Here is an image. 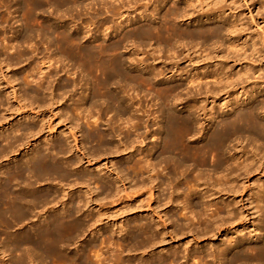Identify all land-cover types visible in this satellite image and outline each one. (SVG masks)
Returning <instances> with one entry per match:
<instances>
[{"label":"bare ground","instance_id":"6f19581e","mask_svg":"<svg viewBox=\"0 0 264 264\" xmlns=\"http://www.w3.org/2000/svg\"><path fill=\"white\" fill-rule=\"evenodd\" d=\"M33 1L40 3V0ZM62 1L67 2L69 0ZM71 1L72 0H70L69 3H71ZM75 1L78 3L77 0ZM118 1L119 0H117V2ZM136 1L137 0H126L124 4L121 3L119 6L114 5L113 7L116 8L113 9L111 6L106 5L111 8L108 9L107 7L106 9L109 11L111 10L110 13L112 14L113 18L119 20L120 18L125 17L123 16L124 14H130V12L128 13V10L130 8L133 10L132 8L135 5H138ZM138 1H141L143 5L146 3V1L150 0ZM143 1L145 2L143 3ZM164 1H152V8H154L153 13L159 16V19H161L160 23L155 25L150 23L151 21L149 20L154 15H148V13L146 18H150L148 20L145 18L147 25L133 26L134 30L133 32L130 31L131 33L127 32L126 34L121 32L122 34L119 35L120 38H122V41L119 39L120 42L118 40L115 45L113 44L114 46L112 45L113 47L111 44L110 46H103V44H100V47L97 46L99 48L97 51L93 48L94 46H83V43L81 44L80 40L79 43L73 44L75 41L72 42V40L78 41L79 39L77 38L76 34L68 36L67 39L64 38V41L61 42L65 46V50L69 54L70 59L72 58V60L69 59L70 62L73 61V64L77 62L80 63L78 66L80 73L85 74V77H87L86 84L90 85V92L87 91L86 94L84 93L87 95L89 92V97L84 98L85 95H82L83 99L81 98V100H83V103L81 102V104H78L77 101V104H73L70 114L72 118H74L73 112L75 113L74 116L77 114L75 117L81 116L82 119L80 120H86L85 124L90 127V131H86L81 134V140L84 142L89 141L96 143V148L93 149V152L91 151L92 154H89L91 156L88 159L92 157L94 152H98L99 150L110 147V143L112 144L110 141L113 137L121 136L120 140H118L121 142V145L119 147L114 146V150L111 152L113 154L112 156H114L113 159L117 158L118 154L121 153L119 151L121 146L123 147L122 152H127V150L133 146L135 141L137 142V140H140L142 143L143 140L146 139L144 132L139 133L141 129L145 128L143 117L144 113H146L144 110L146 109L143 110L142 105L133 110L134 113L140 114L141 112V117L138 118L133 123V125L129 126L126 130L124 128L119 129H124V132L117 130L118 132L116 133V130L113 126H108L106 131L101 132L98 128L99 125H96L97 120H94L95 117H92L95 115H92V112L95 110L94 106L98 103V99L104 100V103L106 102L109 105L111 104L112 108H115V112L122 115V117L123 115L130 112V108L133 107V105L131 104L130 106H127L128 103L127 105L124 104L123 100L117 96L116 92L119 89L115 92V88L117 87L115 84L118 79H121L120 82H117L118 86V83L122 84L123 81H136L135 83L137 84L138 82V86L141 85L142 87L151 84V73L150 75H146L143 72L139 76H133L125 69L126 60L124 62V59L122 58V56H124L123 54L121 55L120 52L118 54L117 50L116 54H114L115 52L112 55L110 54L115 51V49H118L119 47L121 48V46L123 48V46H125V41H129L133 37L136 39L142 37H144V39L158 38V40L161 41V44H163V46L166 47L168 51L173 48L174 44L183 45L185 43L191 42L195 43V45H206L207 48L205 49V52H207V54L202 57L203 60L212 61V59H223L225 60V64L220 65L211 63L209 66L207 64H202L203 66H199V68L196 67V72H190L191 75L189 84H195V88H192V93L190 91L188 93V95L190 94L189 97L191 98V101L190 99L189 101L191 102V105L184 107L186 108V111H188L187 116L179 117L175 115L173 110L170 108V105L167 103L169 97H173V93H175L180 86L177 85L169 87L166 85H160L159 90L161 91L163 96L162 99L164 101L161 112L165 114V122L155 131H149L148 134L149 136L152 135V137H155L156 141H159L157 146L154 147V149H159V155L155 156L156 154L154 153L150 154L147 150L146 152L149 153L150 159L147 157L143 164H141L142 162L140 163L135 161L131 163V165H126L121 169L120 167L116 168L117 172L114 173L115 177L113 181L106 180L102 182L101 179L95 175L87 173L88 175L78 176L79 174L77 175V173H75L82 162H85L86 166L90 165L92 162L86 158L89 155H83L81 153L82 150L79 149V142L76 134L80 132V124L78 122L73 123V121H75L74 119L71 118V121L70 119L64 118V121L67 120L69 123L72 122V126L74 125V130H76V133L68 131V135L66 136L67 139L71 138L73 140L72 146L67 144V139L65 140L58 138L55 141H47L45 147L38 146L36 149L35 147L34 149H30V147L35 143L33 137L42 134L43 131L41 128L44 126L43 121H40L39 125L29 122L26 124L21 123V120H12L14 121V124H11V126H9L10 124L7 122L1 124L0 129L7 126L9 131L3 135L1 134L0 136V162H5L6 164L8 162L7 165L5 164V166L0 167V246L3 249V252L6 251L9 255H11L10 258L12 259V264H24L28 259H30L31 262L36 260L38 262L37 264H39V262H43L44 264V261L50 258H55L57 263L60 261L62 264H134V261H132L130 256L125 254L127 257H124V255H122L124 254L123 252L127 250L124 251L123 249L122 243L124 240L118 237L120 233L117 231H112L111 228L109 229L108 227V229L103 231V235L106 238L101 239V241L104 240L103 242L100 241V245L102 243L106 244L105 249H102L103 246H97L99 248L98 249L96 247L97 242L95 240V242H87V251L83 249H77L76 253H71L69 252L68 247L70 245L72 246L76 240L86 237L90 232H92V229L95 230L97 228H95L96 223L98 221L101 222L99 219H95V221L93 215L89 212L81 213L82 207L87 208L93 204L92 197L90 196L93 190L91 188L92 185L101 183L104 196H111L114 192V195H117L118 193L120 194V192L125 193L124 195H128L127 188L125 187L124 183L126 181L128 184L133 183V178H128L127 176V172L130 171L136 179L141 178V183L146 182V187L148 185L146 192L149 194V197H153V202L155 203L156 199H160L162 196H164V189H162V183L160 182L159 178L162 177L167 166L173 167V170H177L179 174L178 177L175 176L176 178L173 179L171 176L168 177V180L170 181L167 183V185L170 187L171 193L168 198L164 197L162 199L166 202L165 205H172V208H169L168 212L175 211L177 207L180 206L181 198H185L184 204L182 202L184 206H182L183 208L179 209L178 213H181L182 210L189 208L198 210L200 207H202L203 211H198L196 217L197 221H199V225H203V227L198 226L200 229L203 228L201 230L202 237L209 235L220 236L222 233H225L227 236V243L224 242V240L220 242L222 244L221 246H218L217 249L211 252H208L207 250H201V252L195 254L194 256L187 257L185 254L180 255L178 251L174 250L170 251L168 256L151 257L148 260L145 259L146 261L144 262H141L142 260L140 259L141 261H135V264H189V262H191V264H200L206 262L207 259L210 260V264H264V181L257 184L253 193L250 194L251 196L247 199V206H251V214L255 217L254 219L256 222V225L252 226V229H250V233H257V235H255V241L253 245H248L245 238L242 236L240 237V235L238 238H233L235 237L233 235H238L243 231L248 230L249 227H245V224H234L235 221L238 223L239 221H243V218L241 217L246 212H239V215L241 216L239 218L236 212L230 208L232 203L217 201V199H220L222 196L226 197L227 199H231V202L235 201L238 197L241 199L242 194L245 195V193L249 191L252 192V188L247 186L248 182L256 177L262 178L264 175V119L261 116L259 117L261 114L264 116V76L260 77L263 75L260 72H264V66L258 67L257 69L252 66L253 63L261 62L263 54L262 52L264 51V3H260L262 0H214V3L210 2L206 4L207 10L201 8L203 10L202 13H205L203 15L201 14L202 16L200 25L194 27L193 29L186 28L183 30L178 23L183 20H190L191 17L193 18L195 13H197L195 10L196 8L188 10L185 9V7L182 8L178 6V4L175 2H172V5L166 7L163 5ZM13 2L15 3V0ZM17 2L19 1L17 0ZM17 2L15 3L16 5ZM41 2L43 1L41 0ZM101 2L102 1H100V3ZM206 2H208V0H206ZM38 3H36L37 7ZM73 3L75 6L76 3ZM224 3L226 7H224ZM241 3L246 6V11L235 13L234 10ZM48 4L50 5V3ZM48 4L46 3L43 5L47 6ZM220 4H222L223 7ZM13 5H11V8L15 9L14 7H16V5ZM34 5L35 4H33L32 7H35ZM103 5H105V3ZM138 6L137 8L135 6L136 9H134L137 11L143 10L141 12L145 16V11L147 10L143 9L142 6ZM208 7H212L211 10L208 9ZM40 8H42V6ZM71 8L73 9L74 7L72 6ZM56 9L57 13L59 9ZM64 12L67 16L68 12ZM157 12L159 13L157 14ZM58 13H60V11ZM57 14L55 15L56 17ZM61 14L63 17L65 16L62 10ZM69 14L70 13H68V15ZM2 16H4V14ZM2 16V20L4 18L6 19V17H9L6 16L2 18ZM58 17L57 21L59 19ZM14 19L15 18H13V23L15 21ZM44 19H41V21H44ZM108 19L110 21V18ZM210 19L213 21L210 22ZM47 20L49 19L47 18ZM103 20L101 22L105 25L107 20H104L106 21L105 23ZM16 21L17 22L15 23H19L17 18ZM76 22L78 23V21ZM88 22V24H84H87L86 28L90 27L89 24H94L92 23V20ZM205 22L207 23L205 24ZM48 23L49 22H47V25H43L44 23L41 25L39 23L38 25L40 26H37L36 28L34 27V29H39L38 27L42 26V30L40 29L39 31L32 30V25L30 26L31 29H28L30 28L28 26V28H23V31L21 29L24 27V24H21L20 27H15L18 29V32L15 33L17 35H14L13 39L10 38V40L7 42V45L9 44V46L5 47L4 44L3 46H0V61L8 66H15L19 62L21 63L22 57L24 56V53L22 52L24 51L21 52L19 49L21 48L22 43L25 45V43L33 39V36L40 38L42 35H52L57 31V27L55 25L51 27L48 26ZM61 23H63V20ZM109 23L107 22L106 24ZM79 24L81 25L82 23ZM96 24L97 23H95V25ZM99 25H101L100 22ZM61 26L59 28L64 29V24L62 27ZM79 26L77 28L75 27V32H91V28L86 30L82 29V25L80 27ZM98 26L96 25L94 28L96 29ZM2 27L0 28V36H5L6 32L4 33V29L6 28ZM25 27L27 26L25 25ZM252 28L258 32L254 33ZM64 35L67 36L68 33L66 32ZM79 35L80 34H78V36ZM6 40L7 39L5 37V40L2 39L1 42L4 41L6 44ZM29 44L31 43L29 42L26 44L28 45L27 50L30 49ZM106 44L109 45L108 43ZM63 45H61L62 48H64ZM127 45L125 47H127ZM7 47H9V50L13 53L11 56L7 54V51H9L6 49ZM31 48V53H35V48L32 46ZM113 48L115 49L113 50ZM110 50L112 52H110ZM107 52H109L108 55ZM140 52L142 51H139V54ZM202 52H204V50L201 51V54ZM26 54L27 53H25V55ZM144 54L146 53L144 52ZM142 58L143 59L141 60L139 59V64L146 66V64H144L146 63V57L143 56ZM27 60H29V58ZM153 60L155 61V59ZM45 64L48 65L49 63L47 62ZM170 64L172 66L173 62ZM145 66L144 68H146ZM78 67H75V65L73 67V65H71V68L73 69ZM42 70L43 69L37 70L38 81L35 88L29 91H26L23 88V96L20 95V93H17L16 89H14L15 87H11V95L19 104L12 112L13 114H11V117L15 114L14 116H18L20 118L23 117V119L28 118L29 112L33 109L32 106L34 101H37L38 103L53 102L52 104H56V99L54 98L55 96L51 94L52 90L50 89L49 85L51 84L49 83V79L52 78V75L51 77L50 75L42 76ZM162 71L163 70H161V72ZM152 72V74H154L153 76H156L154 70ZM80 73L78 71V74ZM30 74H32L30 71L23 72L22 74L23 78H21L24 81V87H29V84L35 82L33 78L30 79L32 76H30ZM55 75L56 73L54 76ZM15 76H13V81L18 80V77ZM81 76L83 77V75ZM206 78L211 79L212 84L207 88L205 85L207 83H205L203 84V87L205 85V89H202L203 87L201 82ZM258 78L259 80L256 81ZM80 79L83 80V78ZM83 81L86 82L85 80ZM74 83L76 82L74 81ZM126 84H128V82ZM113 85H115L114 88L112 87ZM73 86H75V84ZM128 86L129 85H127V87ZM54 89L57 91V93L59 91L63 92L59 85H57V87ZM120 91L122 92V89ZM63 93L65 94V92ZM28 96H30L32 102L30 101L26 105L22 102H24L25 97ZM60 97L61 96H59V98ZM173 99L174 98H172V100ZM140 100L142 99L140 98ZM140 100L138 99V101ZM130 101H132V99ZM2 102L3 100L0 93V105ZM139 104L140 103L138 102V106ZM185 104H187V102H185ZM109 105H107V107ZM26 107L31 108H29L30 110L28 111H23V109ZM215 107L216 109L218 108V110H225L226 112H229V115L225 118L217 117L216 119H213V116H215L213 115L214 111L209 109ZM93 108L94 110H92ZM89 110H92V112ZM66 116L67 115H65V117ZM37 117L35 116L34 118H31L34 120ZM58 117L60 118V115ZM201 120L207 122V124L211 122L205 133L203 132L204 129L202 128L204 123H201ZM197 126H199V129H197ZM49 130L50 129H48L47 126L46 139L53 137V134ZM190 135L192 137L194 136V139L190 140ZM259 141H262V144L258 147L256 146L257 144L255 145V143ZM150 150L151 149H149V151ZM18 151H20V153L22 151H27L28 154L24 155V157L22 156L23 160L20 162H15L12 164L10 161L17 159L16 157ZM73 154L76 155V158L74 159L67 156ZM187 162L191 163L190 166H195L196 168L198 167L200 169L204 168L205 171L207 169L208 173L212 174H210L209 177H206L204 174L205 178H203L200 174H196L195 172L197 171H195V174L192 173V175L194 174L195 176H192L187 170H182L186 167L182 163ZM162 163L163 166L160 167ZM107 169L108 168H105V170ZM69 179H72L71 183L73 186H70L69 184L67 187L61 186L59 191L63 192L64 194H62L64 196L62 198H58L60 193L52 184V181H56L57 185H60V183L66 180L68 181ZM18 181H20V183ZM41 181H43L44 184H41L43 183ZM191 181L193 182V185L189 184ZM258 181H260V179ZM171 182H173L174 185ZM36 183H40L42 188H36ZM185 184L187 186L191 185L192 189H195L186 193V190L182 189V186ZM114 185L117 186L114 188ZM119 186H121V190ZM72 187L85 189V198L88 199V201L85 202L82 197H77V201L73 202L72 197H69V194L72 191L70 189H72ZM153 190H157L156 197L152 192ZM183 194L185 197L182 196ZM61 205H65L64 208L61 209V213L55 211H52L53 213L51 214L49 213V210L58 208ZM37 208L41 209L40 212H38V215L41 214L40 216H43V219L41 221L38 219L37 223H34L35 220H31L33 217H30ZM202 209L200 208V210ZM207 212L209 214H207ZM34 215L36 216L35 213ZM193 215L195 216V214L191 213L189 216ZM194 216L193 219L195 218ZM157 219H160L159 216ZM191 220L192 217L191 219L189 217L185 219L184 225L188 228V230H191L189 229V222ZM116 223V221L108 222V226L116 225ZM128 227L141 232V234L145 236L147 249L146 252H148L151 247L157 246L159 243L155 242L159 238L158 237L156 239L158 235H155V230H153V227H151V225H149L147 222L143 223L136 220L132 226ZM227 234H231V236L229 235V237ZM115 238L116 241L114 243L113 240H115ZM92 248L98 249V251ZM2 249H0L1 252ZM90 249L95 254L97 253L96 256L93 255L94 253L92 254L94 259H90V257H92L90 252L87 254ZM126 253L128 254V252ZM88 255L90 256L89 258ZM125 258L127 259L125 260ZM46 264H48V262Z\"/></svg>","mask_w":264,"mask_h":264},{"label":"rangeland","instance_id":"374dc122","mask_svg":"<svg viewBox=\"0 0 264 264\" xmlns=\"http://www.w3.org/2000/svg\"><path fill=\"white\" fill-rule=\"evenodd\" d=\"M13 1L14 0H0V19H1V16L3 14H4V16H2V18L9 16L8 18L6 17V19L4 18L6 21L3 19L4 22L2 19H1L2 21L0 20V28L2 26H3L2 28H4V27L6 28V29H4V33L6 32L5 36L4 35H3L4 37L0 36V46L1 45L3 46V44L5 47L9 46V44L7 45V42L10 40V38L13 39L14 35H17L15 33L18 32V29L15 27H18V26L20 27L21 24H24V27H22V29H21L22 31H23V28H28V26L30 27L31 25L33 26L32 30L39 31L42 28V26L38 27L39 29H34V27L36 28L37 26H40V25H38L39 23L41 25H42V23H44L43 25H47V22H49L48 26L53 27V25H55L57 27V31L52 35L46 34V35L40 36V38L33 36V39L28 41V42L26 41L27 43H25V45L23 43L21 45V43H20L21 48L19 50L21 52L24 51L22 53H24L23 55L26 56V57L23 56L24 58L22 57L21 63L19 62L15 66L14 65L8 66V65H5L2 61H0V93L2 96V100H3L2 104L0 105V125L3 124L4 122H7L10 124L9 126H11V124H14V121H19V120H21V123L26 124L29 122V123L39 125V122L43 121L44 126L41 128L43 131L42 132L43 135L40 134L36 137L34 136L35 138L33 137V140L35 141V143L30 147V149H34V147L36 149V147H38V146L45 147L47 141L48 142L49 141H55L58 138L66 140L67 139L66 136L68 135V131H71L72 133H76V130H74V128H73L74 125L72 126V122L69 123L67 120H65L66 121L65 122L64 118L71 120L72 116L70 114L72 111L73 104H75L77 101H78V104H81V102L83 101V100H81V98L83 99L82 95H85L87 91L90 92V85L86 84L87 83V81H86L87 77H85V74L80 73V69L78 67L80 65V63L77 62V63L73 64L74 63L73 61L70 62V60H72V58L70 59L69 54L65 50V46L61 43L62 41H64V38L67 39L68 36L76 34L77 38H79V39H78V41L72 40V42L75 41V43L73 42V44L79 43V40H80V43L81 44L83 43L82 44L83 46L84 45H86L85 47L94 46L93 48L98 51V49H99L98 47L101 46L100 44H103V46H110V44H111V46H112L113 44L115 45L119 39H121V41H122V38H120V35H119V34H122L121 32H124L127 34V32L128 33L130 31L133 32L135 26L147 25L146 20H148L150 17L146 18V16L152 15V14L154 15L149 20V21H151L150 23H152L154 25L157 23H160L161 19H159L158 15L153 13L154 12V8H152V5H153L152 1L153 0L146 1L147 4L146 3L143 4L145 6L142 5L141 1H138V0L136 1L138 5H141L143 7V9L147 10V11H145L146 12L145 16L141 12L143 10H141V11L135 10L138 6V5H135L136 8H135V6L132 8L133 10H131V8H130L129 9L130 11L128 10V13L130 12V14L129 15L124 14L123 16H125V17L120 18L121 21H120V19L118 20L116 18H113L112 14L110 13L111 10L109 11L106 8L108 6H111L112 9L116 8L113 6L114 5L119 6L121 3L124 4L126 0H119L120 2L119 1L117 2V0H99V1L77 0L78 3H76L75 0L74 1L72 0L73 2L76 3L75 4L76 7L74 6V3L72 1H71V3H69L70 0L69 1L66 0L68 3L64 2L62 0H58V1L57 0H53V1L52 0H46L47 2L44 0H42L43 2H41V0H40L41 5H40V3L34 2L33 0H18L19 2H17V0H15V3L17 2V5ZM35 1H37V0H35ZM49 1H52L53 3L49 2ZM100 1H102V2L100 3ZM132 1H135V0H132ZM215 1L214 0H208V2H206V0H165L163 2L164 3L163 5L167 7L169 5H172V2H175L178 4V6H180L182 8L185 7V9H188V10L196 8L195 10L197 13H195L193 18L191 17L190 20H183L179 23L177 22L179 24V26L183 30H185L186 28L193 29L194 27L200 25L201 24V16L205 13V12L202 13L203 10L201 8H203L204 10H207L206 4H208L210 2L214 3ZM10 2H12V3H10ZM45 2L47 4L50 3V5L49 4L47 6L43 5V4H46ZM103 2L105 3V5H103L104 4ZM144 2L145 1H143V3ZM4 3H6V4H4ZM13 3H14V5H13ZM32 3L35 4L34 6L37 9L35 7H32L33 6ZM36 3H38V7L42 6V8H40V7L38 8L36 6ZM61 3H62V5H61ZM260 3H264V0H262ZM192 4H194V5H192ZM11 5H13V6L16 5L17 8L14 7L15 9H13V8H11L12 7ZM20 5H22V6H20ZM106 5H108V6H106ZM220 5H222V4H220ZM70 6L71 7L73 6L75 8V9L73 8L74 11ZM141 6H138V7H141ZM55 7L59 9L57 11V13L59 11H60V13H58V14L56 13L57 9ZM222 7H223V5H222ZM224 7H226L225 3H224ZM63 8L64 9L66 8V9L64 10ZM211 8L208 7V9H210V10H211ZM108 9H111V8L108 7ZM61 10L64 13V15L66 14L64 11H66V12L70 13L69 15H71V16H69L67 13V16H69V17H67L66 15L63 17L61 14ZM199 10L201 13L199 12ZM41 11H42L43 15L41 14ZM234 11H235V13L245 12L246 6L241 3L240 5L237 6V8ZM140 13H142V14H140ZM158 13L159 12H157V14ZM28 14H29V16H28ZM56 14H57V17L59 16L58 17L59 22L57 21V17L55 16ZM110 14H111L112 19L110 17ZM46 17L49 20H47ZM141 17H143V18H141ZM13 18H15L14 23H13ZM16 18L18 19L19 23H15V22H17ZM40 18L41 19L45 18L46 22H45V19H44V21L43 20L41 21ZM104 18H107V19L110 18V21H109V19L107 20ZM145 18H146V20H145ZM103 19L107 20V22L108 23L110 22V23L106 24L107 22L104 21ZM62 20H63V23H61ZM91 20L93 21L92 23H94V24L93 25L89 24L90 27L86 28L87 24L89 23L88 21H91ZM102 20L104 23L106 22L105 25L101 22ZM38 21H39V23H38ZM76 21H78V23ZM209 21L212 22L213 20L210 19ZM75 22L78 26L80 25L79 23H82L81 24L82 26L80 25L82 27V29L87 30V29L91 28V32H89V33H87L86 31H82V33L81 32L80 33L75 32V29L78 27L75 24ZM99 22L101 25H99ZM85 23H87V24L84 25ZM95 23H97L96 24L97 26L99 25L98 26L99 28L98 27H96V29L94 28V26H96ZM206 23L207 22H205V24ZM15 24H17V25H15ZM63 24H64V26H63ZM25 25L27 27H25ZM61 25L64 27V29L59 28ZM28 29H31V27ZM252 29L254 30V33L258 32L254 28H252ZM13 31H14V33H13ZM66 32L68 33L67 36L64 35V34H66ZM78 34H80V35L78 36ZM5 37L7 39L6 44L4 41L1 42L2 39L5 40ZM31 38H32V36H31ZM134 38L135 37H133L129 41L127 40V42L126 41L124 42L125 46L128 44L127 47L123 46V48H122V46H121V48L119 47L120 50H119V48L118 49L113 48V50L115 49V51L112 52L110 50V52H112L110 54L112 55L114 52H115L114 54H116V50H117L118 54H119V52L121 55L123 54L124 56H122V58L124 59V62L126 60L125 66L127 67V68L125 67V69L129 73H131V75H133V76H139L143 72L146 75H150V73H151V75H150V77L152 76L151 77V79H152L151 84L142 87L141 85L138 86V82H137V84L135 83L136 81L135 82L127 81L128 84H126L127 82L125 81L126 82L125 83L122 80L123 81V82L121 81L122 84L118 83L119 84V86H118L117 82L118 81L120 82L121 79L120 80L118 79V81H116L115 85L117 87L115 88L116 89L115 92L119 89L116 92L117 96H119L123 100L124 104L127 105V103H128L127 106H130L131 104L133 105V107H131L132 109L130 108V112L123 115V117H122V115L115 112V110H114L115 108L114 107L112 108L111 104L109 105L106 102L104 103V100H102V99H100V100L98 99L99 100V101L97 100L98 103L94 106L95 110H94V108L92 109V110H94L93 112H96V113H93L92 110H89V111L92 112V115L95 114L94 116H92V115L91 116L93 118L95 117L94 120H97L96 125L97 126L99 125L98 128L101 132L106 131L108 126H113L114 129L116 130V133H117L118 132L117 130H119L120 128H124L126 130L129 126H132L133 123L138 118L141 117V115H142L141 112H140V114L134 113L133 110H135V108H138V107H140V105H142L143 110L146 109V110H144L146 113H144V117H143L145 128L141 129L139 131V133L144 132L146 139L143 140L142 143L140 142V140H137V142L135 141L136 143L134 142L133 146L130 147V149H128L127 152H122L123 147L121 146L119 149V151L121 153L118 154L117 158L113 159L114 156H112L113 154L111 152L114 150L113 149L114 146L119 147L121 145V142L118 141V140H120L121 136L113 137L110 141V142H112V144L110 143V145H111L110 147L99 150L98 152H94L92 155L93 160H92V157L90 159H88L91 156L89 154H92L93 149L96 148V143L95 142H89V141L84 142L83 140H81L82 139L81 134L83 132L90 131V127H88L85 124L86 120L85 121L80 120V119H82L81 116L75 117L77 114L74 116L75 113L73 112L74 118H72V119L75 120V121H73V123L78 122L80 124L79 125L80 126V128H79L80 132H78L76 134V136L78 138V142H79V149L82 150L81 153L83 155H85V154L89 155L86 158L92 162L88 166H86L85 162H82L80 164L81 167L79 166L77 168V170L75 171V173H77V175L79 174L78 176L91 174V175H95L96 177H99L102 182L106 181V180L107 181H113L114 177H115L114 173L117 172L116 168L120 167V169H121L122 167H125L126 165L127 166L131 165V163H133L135 161L140 162V163L142 162L141 164H143L145 162V159L147 157H149V153L150 154L154 153V154H156L155 156L159 155V149L158 148L154 149V147L157 146L159 141H156L155 137H152L151 134H150L151 136H149L148 134H149V131H155L160 125L164 124V122H165V114H163L161 112V110L163 109L164 101L162 99L163 96L161 94V91L159 90L160 85L161 86L166 85L169 87H171V86L173 87V86H177V85L180 86L177 89V91L175 93H173V97H169L167 103L170 105V108L173 110L175 115H177L179 117L187 116L188 111H186V108H184V107L191 105V102H190L191 98L189 97L190 94L188 95V93H189V91L192 93V91H193L192 88L195 86V84L194 85H191V83L189 84V79H190V75H191L190 72L191 71L196 72L197 68H199V66H203L204 64H207L208 66L211 63L220 64V65L225 64V60H223V59H212V61L203 60L202 57H204V55L207 54V52H205V49L207 48L206 45H197V44L195 45V43H191V42L185 43L183 45L182 44L181 45L174 44L173 48H171L168 51V49L166 47H164L163 44H161V41L158 40V38L157 39L156 38L144 39V37H142L143 39L142 38H137V39L135 38L134 39ZM96 40H97V42H96ZM147 40H148V42H147ZM29 42L31 43V44H29L30 49L27 50L28 45H26V44H28ZM119 42H120V40H119ZM187 42H189V41H187ZM106 43H108L109 45H107ZM104 44H106V45H104ZM61 45H63L64 48H62ZM31 46L35 48V50H36L35 53H33V52L31 53V51H32ZM95 47H97V48H95ZM6 49L9 50V47H7ZM203 50H204V52H202V54H201V51H203ZM139 51H142L143 55H142V52H140V54H141L140 55ZM144 52L146 54H144ZM25 53H27V54L25 55ZM108 53L109 52H107V55H108ZM125 53L126 54L128 53V54L126 55ZM262 53L263 54H262L261 62L252 64V66H254L256 69L258 67L264 66V51ZM7 54L11 56L13 53H12V51L9 50V51H7ZM138 55H140V56H138ZM27 56H28L29 60H27L28 59ZM141 56L146 57V63H144V64H146V66L143 64H142L143 66L139 64L140 60L143 59ZM152 58L155 59V61ZM200 60H201V62H200ZM47 62L49 63L48 65L45 64ZM172 62H173V64L171 66L170 63H172ZM71 65H73V67L75 65V67H78V68L73 69V68H71ZM144 66L146 68H144ZM162 68H165V69H162ZM40 69H43L42 70V76H44V75L49 76L50 75V77H51V75H52V78L49 79V83H51L49 85H50V89L52 90L51 94L53 96H55L54 98L56 99L55 100L56 104L55 105L52 104L53 102L38 103L37 101L36 102L34 101L35 104L33 103V106H32L34 110L32 109V111L29 112L28 118L23 119V117L20 118L18 116H14L15 114L13 115L14 117L13 116L11 117V114H13L12 112L19 105L18 102L11 95V91H10L11 87L12 86L15 87L14 89H16L17 93L18 94L20 93V95L23 96V93H24L23 90L24 89L26 91L27 90L29 91V90L35 88L36 83L38 81L37 80L38 79V76H37L38 71L37 70H40ZM153 70H154V73L156 74V76H153L154 75V74H152ZM161 70H163L162 71L163 73L161 72ZM26 71H30L32 73V74H30V76L32 75L30 79L33 78L35 81V82H32L31 84H29L30 85L29 87L23 86L24 81L22 80V78H23L22 74H23V72H26ZM78 71L80 74H78ZM156 72L158 73V75ZM55 73H56V75L54 76ZM147 73H149V74H147ZM260 73L263 74L260 77L264 76V72H260ZM79 75L80 76L83 75V77L82 76L80 77ZM13 76L18 77V80L13 81ZM80 78H83V80H85L86 82H84ZM80 80H82V81H80ZM258 80H259V78L256 81H258ZM53 81H55V82H53ZM74 81L76 83H74ZM252 82H253V80H252ZM73 83L75 84V86H73L74 85ZM84 83H85V85H84ZM132 83H135V84H132ZM201 83H202V87H203V84L207 83L205 85L208 88L212 84V80L209 78H206ZM57 85H59V87L62 88V90H63V92H65V94L62 91H59L57 93V91L54 89L57 87ZM115 85H113L112 87L114 88ZM127 85H129V86L127 87ZM205 85H204V87H205ZM118 87H120V88H118ZM204 87L202 89H205ZM18 88L20 89V91ZM121 89H122L123 93L120 91ZM89 92L87 93V95L84 96V98L89 97V95H88ZM100 92H102V91H100ZM59 96H61V97L59 98ZM201 97H203V96H201ZM126 98H127V100H126ZM140 98L143 101L140 100ZM172 98H174V99L172 100ZM129 99L130 100L132 99V101H130ZM138 99L140 101H138ZM189 99H190V101H189ZM30 101H31V98H30V96H28V97H25V101L22 103L27 105L28 102H30ZM125 101H127V102H125ZM138 102L140 103L139 106H138ZM180 102H182V103H180ZM185 102H187V104H185ZM52 105H54V106H52ZM107 105H109V106L107 107ZM29 108H31V107H26L23 109V111H28V110H30ZM209 110L214 111V112L212 111L213 115H215V116H213V119H216L217 117L225 118L229 115V112H226L225 110H223V111L218 110V108L216 109V107L211 108ZM34 113H36V114H34ZM65 113H68V114H65ZM37 115L39 118L37 117ZM59 115H60V118L58 117ZM65 115H67V116L65 117ZM118 115H120L121 117ZM35 116L37 118H35L33 120V118ZM260 116L264 119L263 114L259 115V117ZM31 117H33V118H31ZM12 120H14V121H12ZM79 120H80V122H79ZM201 123H204L202 128L204 129L203 132L205 133L207 131V128L210 126L211 122H209L207 124V122H204L203 120H201ZM47 126H48V129H50L49 131L53 134L52 138H48L49 140L46 139ZM125 126H127V127H125ZM197 127H198L197 129H199V126H197ZM124 129H121L119 131L124 132L123 131ZM8 131H9V129L7 126L1 128L0 129V136H1V134L3 135ZM189 138H190V140H192V139H194V136L192 137L190 135ZM66 142L70 146L73 145V140L71 138H68L66 140ZM261 144H262V141L255 143V145L258 147L261 146ZM149 149H151V150L149 151ZM129 150H130V152H129ZM147 150L149 153L146 152ZM26 154H28L27 151H22L21 153H20V151H18L17 157H16L17 159H13L10 162H12V164L15 162H20L21 160H23V157ZM67 156L71 157L73 159L76 158L75 154L67 155ZM148 159H150V157ZM155 161H157V160H155ZM5 164H6L5 162H0V167L5 166ZM7 164H8V162H7ZM182 164H184L186 167L184 169H182L183 167L181 165V167H182L181 169L183 171L187 170L189 172V174L191 173L190 175H192V173H194L195 171H197V172H195L196 174H200L203 178H205L204 174L206 177L207 176L209 177V175L212 174V173H208L207 169L205 171L204 168L200 169L198 167L196 168L195 166H190L191 163H189V162L182 163ZM162 166H163V163L160 167H162ZM105 168H108V169L105 170ZM195 169H197V170H195ZM165 170L166 171H164L162 177L159 178L160 182L162 183V189H164V191H163L164 196H162V198H160L161 200L156 199L155 203L153 202V197L152 198L149 197V194L146 192L147 191L146 189L148 187V185L146 187V182L141 183V178L136 179L130 171L127 172V176H128V178H133V183L128 184L127 181L124 183L125 187L127 188L128 195H124L125 193H122V192H120V194L118 193L117 195H114V193H115L114 192L111 196H104V194L102 192L101 183L95 184L96 186L92 185L91 188L93 190H92V194L90 196L92 197V203L93 204L91 203L92 205L88 206L87 208L82 207L81 213L82 212H89L93 215L94 220L99 219V220H101V222L98 221L96 223V225L94 224L95 228L96 227L97 228L95 230L92 229L91 230L92 232H90L86 237H82L81 239H79L80 241L76 240V242H74L72 244V246L70 245L68 247L69 252L76 253L77 249L78 250L83 249V250L87 251L86 246L88 247V243L93 242L94 240L97 242V244L95 243L96 247L97 246H101V247L103 246L102 249H105L106 244L102 243L103 245L102 244L100 245V243L104 241V240L101 241V239L106 238L103 235V231L108 229V228L109 229L111 228L112 231H117L120 233L118 235V237H120L122 240H124V242L122 243L123 249H124V251L127 250V251L123 252L124 254H122V255H124V257L130 256L132 261H134L133 262L134 264H135V261L138 262V261L142 260L141 262H144V261L150 259L151 257L168 256L169 252L174 251V250L178 251L180 255L185 254V256H187V257L194 256L195 254L201 252V250H207L208 252H211V251L217 249L218 246H221L222 243H220V242H222L224 240H225L224 242H226L227 236L225 235V233H222L220 236L219 235H217V236L216 235L215 236L209 235V236L202 237V235H201L202 231L201 230L203 228L200 229L198 227L200 225H199V221H197V218H196L198 211L199 212L203 211L202 207H200L202 210H200V208L198 210L189 208L186 210H182L181 213H178L179 209L183 208L182 206H184L183 204L185 202V198H181L180 206L177 207V209L175 211L168 212V209L172 208V205H170V204L165 205L166 202L162 200L164 197L168 198L170 193H171V189L167 185V183H169V181H170V180H168V177L171 176V178L173 179V178L178 177L179 174H178L177 170L174 171L173 167H170V166H167ZM188 172H186V173H188ZM164 176H166V177H164ZM263 177H264V175H263ZM263 177L262 178L256 177V178L251 179L248 182L247 186H250L252 188V192L249 191V192L245 193V195L242 194V196H241L242 201L239 197L233 202H231V199H227L224 196H222L220 199L219 198L217 199V201H219V202L232 203V205H235V206L230 205L231 206L230 208H232V210L234 212H236V214L239 216V218L241 217L239 215V212H246L243 215L244 217L243 216L241 217V218H243L242 219L243 221H239V223L237 221H235L237 223L234 222V224H240V223L245 224V227H249V228L247 231L245 230L238 235L237 234L233 235V236H235L233 238H238L240 235V237L242 236L245 238L246 243L248 245L249 244L253 245V243L255 241V235H257V233L256 232L250 233L251 232L250 229H252L251 227L255 226L256 222L254 219L255 217L252 216V214H251V210H250L251 206L250 207L247 206L248 205L247 199H248V197L251 196L250 194L253 193L257 184L264 181ZM259 179H260V181H258ZM71 181H72V179H69L68 181L66 180V181L60 183V185H57L56 181H54V182L52 181V184L59 191L61 186L67 187L68 184L70 186H73ZM18 182L20 183V181H18ZM41 182H43V181H41ZM171 183L174 185L173 182H171ZM41 184H44V182ZM189 184L193 185V182L191 181V183H189ZM191 185L187 186L185 184L184 186H182V189L186 190V193L188 191H192L195 188L192 189ZM116 186L117 185H114V188ZM35 187L38 189L42 188L40 183H36ZM119 188L121 190V186H119ZM188 189H191V190H188ZM70 190H72V191L69 194V197H72L73 202L77 201V197H82L85 202L88 201V199L85 198V196H86L85 189H82L79 187H72V189H70ZM245 190H246V188H245ZM118 191H119V189H118ZM152 192H153L154 196L156 197L157 190H153ZM59 193H58L59 194L58 198H62L64 196L63 195L64 193L60 192V191H59ZM182 196L185 197L184 194ZM66 199H67V197H66ZM193 201H194V199H193ZM182 202H183V204H182ZM64 206L65 205H63V206L61 205L58 208L49 210L50 211L49 213L51 214L54 211L61 213L62 212L61 209H63ZM40 210L41 209H38V208L35 209L34 213L36 214V216L33 213L34 216L32 215L30 217V218L33 217V219H31V220H33V221L35 220L34 223H37L38 219H39V221H41L43 219V216L42 217L40 216L41 214L38 215V212H40ZM153 211L155 214L153 213ZM151 212L153 215L151 214ZM191 213L195 214V216L194 215L193 216L196 219L195 218L193 219V216H189V215H191ZM207 214H209V213L207 212ZM183 215H185V216H183ZM158 216L160 218L159 220L157 219ZM187 217H189L190 219L192 217V220H193V221L191 220L189 222L190 223L189 229H191V230H188V228L184 225L185 219ZM136 220L143 222V223L147 222L149 225H151V227H153V230H155L154 231L155 235L156 236L158 235L156 237V239L159 237L155 241L157 243L159 242L158 244L156 243L157 246L151 247V249L148 250V252H146L147 249H146V238H145V236H143L141 234V232H139L137 230H133L131 227H128V226H132ZM115 221L117 222L116 225L108 226V222H115ZM201 226L203 227L202 224H201ZM13 230H15V229H13ZM227 235L231 236V234H227ZM116 238H117V236H116ZM116 238H115V240H113L114 243L116 241ZM80 247H82V248H80ZM0 249H2L1 246H0ZM92 249H95V248H92ZM98 249H95V250L98 251ZM97 251H95V252H97ZM89 252H90V255L92 257H90L88 255V258L90 257V259H94L93 255L96 256L97 253L95 254L94 252L91 251V249L87 252V254H89ZM126 252H128V254ZM10 257H11V255H9L8 252H6V251L3 252V249H2V252L0 250V264H12V259ZM54 259L55 258H50V259H47L46 261L48 262V264H59L60 263V261L57 263V260L56 259L54 260ZM126 259L127 258H125V260ZM28 260H26L24 264H27V263L28 264H37L38 263L36 260H34L32 262L30 261V259H28ZM46 261H44V264L47 263ZM195 261H196V259H195ZM39 264H43V262H39ZM60 264H62V263H60ZM189 264H191V262H189ZM200 264H210V260L207 259L206 262H203Z\"/></svg>","mask_w":264,"mask_h":264}]
</instances>
